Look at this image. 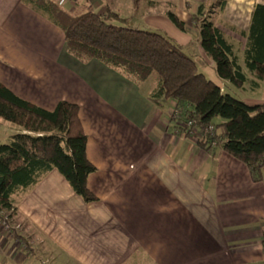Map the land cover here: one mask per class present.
Returning a JSON list of instances; mask_svg holds the SVG:
<instances>
[{"label":"crops","instance_id":"obj_1","mask_svg":"<svg viewBox=\"0 0 264 264\" xmlns=\"http://www.w3.org/2000/svg\"><path fill=\"white\" fill-rule=\"evenodd\" d=\"M49 1L69 13L84 2L99 16L112 7L120 17L115 0L110 7L107 0ZM148 3L172 5L184 32L163 13L144 16L145 27L186 49L220 89L227 85L204 56L192 24L197 6L208 1ZM257 5L264 0H227L211 16L237 44L241 67L245 39L239 32L248 30ZM148 82L137 85L97 61L80 63L67 54L62 32L30 3L0 0V85L48 112L60 102L77 106L86 159L95 170L86 179L92 202L78 197L56 170L17 199V215L50 247L51 258L26 249L0 224V264H264V168L254 182L246 165L222 148L203 150L178 133L169 122L175 103H151ZM19 133L0 121V144Z\"/></svg>","mask_w":264,"mask_h":264},{"label":"trees","instance_id":"obj_2","mask_svg":"<svg viewBox=\"0 0 264 264\" xmlns=\"http://www.w3.org/2000/svg\"><path fill=\"white\" fill-rule=\"evenodd\" d=\"M24 1L62 32L69 56L83 64L97 61L137 85L152 80L148 100L156 106L166 101L175 103L177 117H169L173 129L187 137L192 129L198 131L201 138L197 146L203 150L212 146L222 148L246 165L254 182L261 180L264 104L250 106L222 93L198 71L186 49L162 32L135 28L130 20L120 18L110 9L99 16L88 11L84 2L78 4L76 12L69 13L49 0ZM207 1V5L197 6L191 19L199 46L213 63L217 77L237 89L264 85V6L254 7L248 30L239 32L245 39L241 67L233 44L211 19L214 13L224 10L227 0ZM187 5L185 2L188 12ZM166 7L173 8L170 4ZM170 10L164 13L165 17L184 32V23ZM216 120L223 123L214 124ZM0 121L24 132L11 135L0 144V219L8 226L13 225L17 216V199L53 170L65 178L84 202L95 200L86 188V179L95 170L86 159V136L78 120L77 106L60 102L48 112L0 85ZM219 127L223 128L221 135L215 133ZM9 233L26 249L30 248L15 227Z\"/></svg>","mask_w":264,"mask_h":264},{"label":"rangeland","instance_id":"obj_3","mask_svg":"<svg viewBox=\"0 0 264 264\" xmlns=\"http://www.w3.org/2000/svg\"><path fill=\"white\" fill-rule=\"evenodd\" d=\"M113 1V0H112ZM117 10L119 12V15L122 19L128 18L127 20H130L131 23L135 26V28H138L139 30H149L150 28L145 27V24L141 21L143 20L144 16L148 15H155V14H164L166 11L170 10L166 7V5L156 6V7H150L148 0H115ZM107 4L110 7V0H107ZM205 5H207L205 3ZM114 6V5H113ZM112 8V7H111ZM110 8V9H111ZM185 9V8H184ZM170 11L173 13H176L174 8H172ZM153 13V14H152ZM180 20V19H179ZM136 21H140L139 23H136ZM151 30V29H150ZM234 50L239 56L238 53V46L237 44H234ZM241 65L243 67V62L241 59ZM198 71L202 73L199 69ZM205 76V73H202ZM206 77V76H205ZM207 78V77H206ZM208 79V78H207ZM152 80H149V84L152 83ZM227 85L221 86V91L224 94H228L231 97L241 100L242 98H255L257 100H264V85L261 86L259 89H252L249 85H245L244 89H237L225 82ZM245 90V91H244ZM221 121V120H217ZM198 142V141H197ZM9 228L15 227L18 231H20V235L26 239L28 246L30 248L38 249V251H41L43 254V259L50 260L48 257L50 256L49 249L50 247L45 243L42 242V237H40L36 232H33L32 229L28 230V226L26 222L19 217L18 215L14 218V223L12 226H8ZM29 234V235H28ZM31 243V245H29ZM49 252V253H48Z\"/></svg>","mask_w":264,"mask_h":264},{"label":"built area","instance_id":"obj_4","mask_svg":"<svg viewBox=\"0 0 264 264\" xmlns=\"http://www.w3.org/2000/svg\"><path fill=\"white\" fill-rule=\"evenodd\" d=\"M171 116L177 117V111L176 110H173ZM190 126H191L190 123L186 125L187 128H189ZM210 130H211V128H208L206 131L209 132ZM190 137H192L196 141H199L200 138H201L200 133L198 131L194 130V129L191 130ZM0 224L4 227V229L6 231H9L10 230V228L5 223V221H3V220L0 219ZM261 245H262V248L264 249V234L262 235V238H261Z\"/></svg>","mask_w":264,"mask_h":264}]
</instances>
